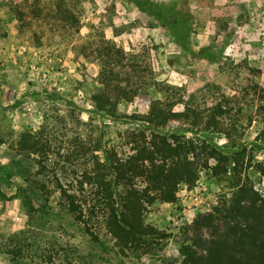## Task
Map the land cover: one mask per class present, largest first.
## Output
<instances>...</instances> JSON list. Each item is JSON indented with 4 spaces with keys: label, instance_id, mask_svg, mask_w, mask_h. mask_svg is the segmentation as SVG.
<instances>
[{
    "label": "rangeland",
    "instance_id": "obj_1",
    "mask_svg": "<svg viewBox=\"0 0 264 264\" xmlns=\"http://www.w3.org/2000/svg\"><path fill=\"white\" fill-rule=\"evenodd\" d=\"M109 47L122 52L120 78L136 91L119 104L118 120L89 102ZM153 101L203 119L214 111L228 137L202 126L165 130L241 158L242 176L264 200V0H0V264H179L186 246L202 256L213 232L226 237L231 175L207 169L175 203L145 212L169 238L126 255L100 220L91 222L95 243L60 205L54 174L74 186L100 129L115 140ZM27 131L37 133L42 157L16 152ZM38 161L48 166L44 176Z\"/></svg>",
    "mask_w": 264,
    "mask_h": 264
},
{
    "label": "trees",
    "instance_id": "obj_2",
    "mask_svg": "<svg viewBox=\"0 0 264 264\" xmlns=\"http://www.w3.org/2000/svg\"><path fill=\"white\" fill-rule=\"evenodd\" d=\"M103 55L106 59L99 70L101 89L89 95V102L95 113L118 120L119 104L131 101L136 91L120 78L121 62L117 58L123 59L122 52L109 47ZM259 109L264 112V106ZM211 113L203 119L195 110H177L169 102L153 101L144 115L131 117L140 123L115 132V140L104 141L105 133L100 129L88 168L74 186L63 185L54 174L52 188L59 194L60 205L95 243L98 236L91 222L100 220L120 254L126 255L146 243L160 245L169 238L145 222L148 207L175 203L179 190L194 187L204 169L217 178L229 174L234 192L227 210L226 237L213 232L202 245V256L197 255L196 247L186 246L179 264H264V200L249 178L242 176L243 160L219 152L206 140L165 130L172 123L193 129L202 126L203 131L214 129L228 137L223 122L214 111ZM14 145L19 154L45 155L37 133H20ZM38 166L44 176L48 166L40 161ZM258 171L264 173L260 166ZM39 183V191L49 195L47 186ZM205 219L206 227H211L213 217Z\"/></svg>",
    "mask_w": 264,
    "mask_h": 264
}]
</instances>
